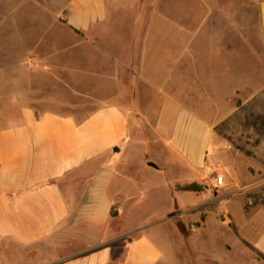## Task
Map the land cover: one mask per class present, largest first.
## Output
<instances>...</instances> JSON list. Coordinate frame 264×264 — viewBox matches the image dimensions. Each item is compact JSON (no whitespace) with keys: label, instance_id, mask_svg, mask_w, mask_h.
Here are the masks:
<instances>
[{"label":"crops","instance_id":"obj_1","mask_svg":"<svg viewBox=\"0 0 264 264\" xmlns=\"http://www.w3.org/2000/svg\"><path fill=\"white\" fill-rule=\"evenodd\" d=\"M228 3L227 11L199 0L211 10L213 29L202 32L208 16L185 34L165 0H1L0 264L157 263L158 248L135 234L143 227L121 230L141 212L127 203L146 195L127 192L135 183L126 175L161 177L167 163L201 167L207 155L200 149L210 135L201 137L200 122L181 108L165 137L161 99L155 115L142 102L151 92L155 101L162 98L168 85L204 84L203 70L218 49L205 38L222 37L218 20L237 38L229 50L241 44L248 22L239 6L232 17ZM252 5L253 48L263 60L264 0ZM184 37L197 46H168ZM157 68L165 71L159 80ZM152 144L163 157H149ZM168 154L177 158L169 163ZM162 178L151 191L159 201L169 196L173 213L179 205L171 195L183 192L175 186L188 183ZM223 178L232 182L228 168ZM206 179L202 192H217ZM253 245L264 259V229Z\"/></svg>","mask_w":264,"mask_h":264},{"label":"rangeland","instance_id":"obj_2","mask_svg":"<svg viewBox=\"0 0 264 264\" xmlns=\"http://www.w3.org/2000/svg\"><path fill=\"white\" fill-rule=\"evenodd\" d=\"M43 1L51 3V0ZM165 1L169 15L183 26L185 34L195 30V23L208 17L211 11L209 9L208 13L199 0ZM209 1L212 7L225 8L227 11L230 9L228 2L231 1V15L235 17L238 0ZM252 2H238L241 6L239 14L242 12V18L246 17L248 27L247 36L241 39V44H233L236 48L229 50L230 39L234 43L237 38L231 37L224 20L215 23L219 30H223L221 38H205L210 46L218 49L210 57L213 62L203 70V85H168L162 88L165 93L162 98L155 101V94L151 92L147 94L148 100L146 98L142 102L145 110L152 108L153 111L154 103L161 99L166 111L160 122L165 137L170 136L181 108L200 122L201 137L202 131L210 135L209 142L205 144L207 147H203L202 151L200 149L201 156L207 155L201 167L191 171L186 164L181 167V164L171 166L167 163L161 177L135 170L126 175L135 183L127 192L140 195L143 191L146 195L130 199L127 203L135 204V208L141 212L129 215L123 225L121 223V230L127 229L132 223L143 227L135 234L144 236L158 248L160 257L155 264H264V259L253 245L264 229V59L257 56L253 48L256 41L251 32ZM163 7L165 9L166 5ZM25 12L30 13L28 10ZM211 20L212 16H209L203 23V33L213 29ZM169 29L178 30V26L176 28L173 25ZM182 45L193 49L197 43L185 38L183 43L181 39H175L168 44L174 48ZM163 70L157 68L153 71V78L159 80L165 73ZM61 97L66 98V95L62 94ZM92 103L89 102L88 107ZM74 104L78 107L80 103ZM153 112L155 115L156 112ZM149 138L156 140L154 134ZM160 151L158 144H152L147 154L150 158H160ZM173 157L177 158L168 154L169 163ZM224 168H228L233 175L229 185L224 183L221 188L213 186L218 189L217 192L213 190L215 195L213 191L173 194L172 199L179 205L174 206L173 213L169 196L159 201L156 193L151 191L152 185L164 181L162 177L168 183L175 180L177 183L197 182L205 185L206 176L208 179L223 176ZM165 218L166 221L161 223Z\"/></svg>","mask_w":264,"mask_h":264},{"label":"trees","instance_id":"obj_3","mask_svg":"<svg viewBox=\"0 0 264 264\" xmlns=\"http://www.w3.org/2000/svg\"><path fill=\"white\" fill-rule=\"evenodd\" d=\"M204 186L196 183V182H192V183H188V184H177L175 186V190L177 191H183V192H195V193H199L202 192L204 190ZM112 216L115 215V213H111Z\"/></svg>","mask_w":264,"mask_h":264},{"label":"built area","instance_id":"obj_4","mask_svg":"<svg viewBox=\"0 0 264 264\" xmlns=\"http://www.w3.org/2000/svg\"><path fill=\"white\" fill-rule=\"evenodd\" d=\"M213 180H214V185H215L216 187H222L223 184H224V178H223V176H221V175H217V176H215V177L213 178Z\"/></svg>","mask_w":264,"mask_h":264},{"label":"water","instance_id":"obj_5","mask_svg":"<svg viewBox=\"0 0 264 264\" xmlns=\"http://www.w3.org/2000/svg\"><path fill=\"white\" fill-rule=\"evenodd\" d=\"M150 166H154L153 164H149Z\"/></svg>","mask_w":264,"mask_h":264}]
</instances>
